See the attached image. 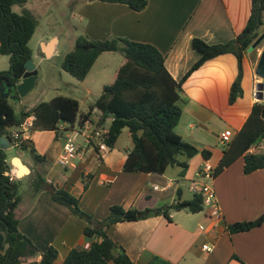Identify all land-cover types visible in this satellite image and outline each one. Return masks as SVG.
Segmentation results:
<instances>
[{
	"label": "crops",
	"instance_id": "obj_1",
	"mask_svg": "<svg viewBox=\"0 0 264 264\" xmlns=\"http://www.w3.org/2000/svg\"><path fill=\"white\" fill-rule=\"evenodd\" d=\"M147 1V6L138 11L120 2L77 0L79 8L74 12L84 19V31L92 39L121 36L155 45L165 55V66L177 81L201 57V53L193 48L195 37L210 44L225 43L245 28L251 10V0ZM30 2L24 4L23 10H33ZM77 36L71 39L68 52L74 48ZM62 42L61 36L51 31L38 36L35 50L32 48V60L38 70L42 64L61 57ZM257 50L255 57L251 54L255 50L245 54L243 95L233 104L229 102V96L238 75V60L232 53L207 60L182 85L183 114L176 130L200 150H208L216 169L222 166L213 181L222 217H212L208 208L199 212L183 209L172 211L171 221L159 214L112 225L109 236L126 250L135 264H264V223L245 232L231 233L228 229L232 223L255 220L264 213V168L246 173L244 154L223 164L231 142L248 119L253 105L264 101V98H257L255 89L260 82L257 65L264 47ZM4 58V61L7 58L10 61L8 55ZM85 92L89 95L93 90L86 86ZM34 105L30 104V107ZM23 110L28 108L16 111ZM100 116L101 112L95 108L92 120L96 122ZM111 121L108 117L103 124L106 132ZM226 130L232 133L227 143H222L220 136ZM63 136L64 133L60 135L55 130L34 128L28 143L46 157L48 181L79 197L82 209L99 220L109 215L114 204L146 209L172 204L178 198L192 199L194 193L189 186L205 159L201 153L189 159L184 174L177 165L164 173L125 171L124 163L133 146L128 131L131 147L119 144L120 135L113 147L101 150L92 146L84 158H76L70 166L64 167L58 162ZM77 140L83 142L81 137ZM0 147L4 149L11 169L17 172L16 177L21 181H33L31 172L37 165L16 152L17 147L11 142ZM14 160L23 164L24 173ZM26 202L19 204L16 210L19 230L41 251L56 247L59 251L57 264H61L73 248H89L98 239L86 236V222L55 201L48 191ZM204 244L211 245L212 250L203 251ZM5 249L4 239L0 238V251ZM40 260L38 253L21 264H38Z\"/></svg>",
	"mask_w": 264,
	"mask_h": 264
},
{
	"label": "trees",
	"instance_id": "obj_2",
	"mask_svg": "<svg viewBox=\"0 0 264 264\" xmlns=\"http://www.w3.org/2000/svg\"><path fill=\"white\" fill-rule=\"evenodd\" d=\"M29 0H0V54L10 57V68L0 71V87H11L16 93V85L26 71L25 63L32 59L29 42L33 37L37 22L27 10L18 13L16 5L26 4ZM125 3L134 10H142L147 0H102ZM264 29V0H251V10L245 28L233 39L225 43L210 44L195 37L193 48L201 53L200 59L177 81L165 66V55L153 44L112 36L107 39H92L87 34L76 37L74 48L63 58L62 67L78 80H84L97 58L104 52H121L125 60L118 67L112 82L106 84L90 105L87 112H80L79 100L65 95H57L50 100H42L31 109L16 111L13 99L4 97L0 90V139L6 137L13 142L11 132L28 116L35 115V129L55 130L65 133L68 128H60V123L71 127L82 126L92 120L95 108L101 112L97 124L103 127L108 117L112 118L105 141L113 147L121 133L128 129L133 146L124 163L125 171L164 173L171 166L189 167L188 160L201 153L205 159L210 152L200 150L180 135L176 128L183 114V82L191 73L207 60L219 55L232 53L238 60V75L234 80L229 102L235 103L243 95L244 58L252 44ZM263 40L253 49L261 46ZM264 140V101H257L245 124L231 142L223 164L244 154L245 172L250 173L264 168V153H249L252 145ZM21 149L28 150L38 162L31 172L33 198L48 191L55 201L67 206L73 214L86 222L84 234L98 239L89 248H73L61 264H135L126 250L119 246L108 234L112 225L130 220H140L153 215L163 214L169 221L171 212L187 209L191 212L203 210V197L200 193L190 200L178 198L175 202L161 207L140 209L125 208L114 204L109 215L99 220L80 206L79 197L62 186L48 181V161L34 145L23 143ZM222 166L216 169V175ZM11 165L7 155L0 147V229L3 232L6 249L0 251V264H21L38 253V264H57L59 251L50 246L41 251L35 243L19 230L16 210L21 202V179L10 176ZM264 223V213L255 220L239 221L229 225L231 233L249 231Z\"/></svg>",
	"mask_w": 264,
	"mask_h": 264
},
{
	"label": "rangeland",
	"instance_id": "obj_3",
	"mask_svg": "<svg viewBox=\"0 0 264 264\" xmlns=\"http://www.w3.org/2000/svg\"><path fill=\"white\" fill-rule=\"evenodd\" d=\"M31 5L30 12L35 17L37 22L36 31L29 42V46L35 50L36 40L42 32L51 31L57 33L62 38V54L58 60L44 63L40 67L39 77L36 82L35 88L30 91L26 96L20 99L14 100V105L17 111L21 109L31 108L30 104H37L38 102L50 99L56 95L74 96L80 101V112L88 111L90 104L94 102L99 96V93L103 90V86L112 82L114 74L118 67L124 62L125 57L121 52H104L97 58L96 63L91 68L89 74L84 80H78L68 71L64 70L60 66L63 60V54L68 52L71 44V39L75 35L86 34L84 31L85 21L82 18H78L75 15L78 3L77 0H29ZM23 5H16L14 10L18 13H23ZM264 30V29H263ZM261 45L258 49L264 47ZM71 50V49H70ZM259 51L251 53L252 57H255ZM6 56L0 54V69L8 70L10 68V61L7 58L5 61L3 58ZM4 58V59H5ZM58 65V66H57ZM59 70L61 73H59ZM258 81H264L260 76H257ZM105 84V85H104ZM90 86L93 90L92 94L87 95L85 87ZM128 129H125L123 134L119 138V144L122 146L131 147L130 138L127 136ZM16 147V146H15ZM221 147V146H220ZM16 152L21 153L28 158L33 165H37L38 162L31 155L28 150L15 148ZM18 159V158H17ZM19 160V159H18ZM14 164L20 166V171L24 173L23 164L20 161L14 160ZM22 167V168H21ZM39 167V164H38ZM32 180L21 181L20 193L22 197V203L25 201H31L33 199ZM20 202V204H22ZM27 203V202H26ZM0 238H3V232L0 229ZM4 239V238H3ZM3 241V240H2Z\"/></svg>",
	"mask_w": 264,
	"mask_h": 264
},
{
	"label": "built area",
	"instance_id": "obj_4",
	"mask_svg": "<svg viewBox=\"0 0 264 264\" xmlns=\"http://www.w3.org/2000/svg\"><path fill=\"white\" fill-rule=\"evenodd\" d=\"M35 115L28 116L17 128L11 132L13 145L20 147L23 143H28L31 138V132L34 129ZM60 128H68L64 133V144L62 152L58 158V162L68 167L76 158H84L92 146H97L101 150H107L108 144L105 141V133L103 127L97 124V121H86L82 126L71 127L69 123H60ZM231 130H226L220 136L222 143H227ZM81 137L83 142H78L77 138ZM249 153H264V140L255 143L248 150ZM17 172L14 168L10 171L11 178L16 177ZM216 176V168L210 159H204L202 168L197 173L196 179L192 181L189 190L196 194L200 193L203 197V206L208 208L209 214L212 217L221 218L222 212L219 207L213 181ZM203 251L209 252L212 246L204 244ZM112 264V263H109Z\"/></svg>",
	"mask_w": 264,
	"mask_h": 264
},
{
	"label": "water",
	"instance_id": "obj_5",
	"mask_svg": "<svg viewBox=\"0 0 264 264\" xmlns=\"http://www.w3.org/2000/svg\"><path fill=\"white\" fill-rule=\"evenodd\" d=\"M263 39H264V31L252 44L249 50H253ZM25 67H26V71L23 74L21 81L16 85V93L11 92L12 91L11 87L8 86L0 87V90L4 97L17 100L20 99L21 97L26 96L30 91H32L35 88L36 82L39 77L38 69L36 68V65L32 59L26 61ZM257 74L262 76V78L264 79V50L258 61ZM255 89H256L257 98L262 100L264 98V81L257 82ZM7 144H9V140L6 137H2L0 139V145L2 147H5Z\"/></svg>",
	"mask_w": 264,
	"mask_h": 264
},
{
	"label": "bare ground",
	"instance_id": "obj_6",
	"mask_svg": "<svg viewBox=\"0 0 264 264\" xmlns=\"http://www.w3.org/2000/svg\"><path fill=\"white\" fill-rule=\"evenodd\" d=\"M18 161V160H17ZM22 168V167H21ZM24 171H25V167H23Z\"/></svg>",
	"mask_w": 264,
	"mask_h": 264
}]
</instances>
